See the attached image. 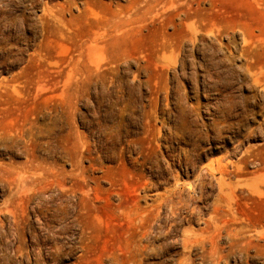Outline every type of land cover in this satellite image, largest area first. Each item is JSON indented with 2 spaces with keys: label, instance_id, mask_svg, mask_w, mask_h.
I'll return each instance as SVG.
<instances>
[{
  "label": "rangeland",
  "instance_id": "374dc122",
  "mask_svg": "<svg viewBox=\"0 0 264 264\" xmlns=\"http://www.w3.org/2000/svg\"><path fill=\"white\" fill-rule=\"evenodd\" d=\"M0 264H264V0H0Z\"/></svg>",
  "mask_w": 264,
  "mask_h": 264
},
{
  "label": "bare ground",
  "instance_id": "6f19581e",
  "mask_svg": "<svg viewBox=\"0 0 264 264\" xmlns=\"http://www.w3.org/2000/svg\"><path fill=\"white\" fill-rule=\"evenodd\" d=\"M200 234H201V233H200ZM192 238H195V237H194L193 235H192V236L190 235V236L187 237V240H193ZM187 240H186V241H187ZM194 240H195V239H194ZM194 240H193V241H194ZM190 242H191V241H190ZM187 243H189V241H188ZM192 243H193V242H192ZM192 243H191V244H192ZM211 253L214 254V255L216 254L215 252H211ZM217 254H219V253L217 252ZM217 254H216V255H217ZM218 256H219V255H218Z\"/></svg>",
  "mask_w": 264,
  "mask_h": 264
}]
</instances>
